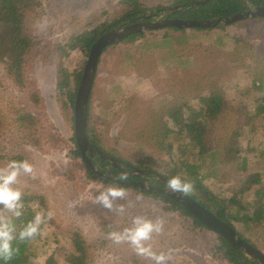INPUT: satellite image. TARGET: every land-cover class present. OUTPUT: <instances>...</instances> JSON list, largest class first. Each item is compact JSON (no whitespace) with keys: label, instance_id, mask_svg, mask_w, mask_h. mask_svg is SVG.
I'll return each mask as SVG.
<instances>
[{"label":"rangeland","instance_id":"1","mask_svg":"<svg viewBox=\"0 0 264 264\" xmlns=\"http://www.w3.org/2000/svg\"><path fill=\"white\" fill-rule=\"evenodd\" d=\"M39 1L38 11L25 22L37 43L25 60L24 86L14 83L4 60H0V165L16 155L30 159L38 175L36 179L22 178V189L43 194L55 210L54 218L33 243L32 264H45L50 255L57 264H66L75 230L90 244L89 264H153L149 258L137 255L127 242L116 244L108 236L110 230L130 226L134 215L163 220L162 231L153 234L149 243L154 251L168 255L166 264H227L211 255L217 242L211 230L192 229L185 219L165 210L160 201L126 187V199L116 202L124 205L123 214L92 201L96 186L108 184L87 178L82 161L72 157L73 126L55 90L57 62L61 60L72 71L83 60L84 65L87 55L73 50L61 57L56 45L72 34L111 22L124 6L121 0ZM139 1L149 8L147 12L158 5L170 6L169 0ZM163 32L146 34L155 40ZM150 47L146 49L141 41L117 43L100 54L92 86L90 124L101 145L130 161L145 155L166 160L161 151H154L137 138L141 128L159 119L172 126L160 110L178 105L185 117L187 111L198 108L199 96L217 90L222 97V112L208 124L207 137L211 145L220 146L221 152L212 160L205 159L201 171L209 175L204 184L213 193L228 197L238 179L248 173L258 172L264 183V118L252 116L256 100L264 98V18L203 30L177 50L171 46ZM31 90L39 93V103L30 100ZM20 108L29 110L41 128L58 133L63 141H48L41 132L37 144L24 140L17 121ZM235 133L238 150L230 152L233 158H228L222 146L235 138ZM251 198L247 195L240 201L246 206ZM236 226L264 253L261 225H252L246 231Z\"/></svg>","mask_w":264,"mask_h":264},{"label":"trees","instance_id":"2","mask_svg":"<svg viewBox=\"0 0 264 264\" xmlns=\"http://www.w3.org/2000/svg\"><path fill=\"white\" fill-rule=\"evenodd\" d=\"M194 1L195 0H169L170 6L178 4H185V6L171 14L160 13L156 15H162V17L167 18L203 20L230 16L236 12H242L246 10L248 6H253L255 4L264 6V0H208L200 5H192ZM121 3L124 6V10L113 18L111 22H102L89 29H84L79 33L70 35L64 43L57 44L56 50L58 55L63 57L67 56L73 50H78L83 56H86L91 44L98 35L112 27L130 22L132 18L146 13L149 9L139 0H121ZM40 6L41 2L39 0H0V30L2 31L0 37V60H4L5 69L17 86H24L25 60L37 43L36 38L28 33L25 22L30 14L38 11ZM160 7L161 6L158 5L154 8ZM155 16L149 18V20H153ZM263 18L264 17H256V19ZM246 19L248 18L236 20L228 25L238 24ZM214 28H223V25L209 28H176L169 26L162 28L164 32L161 35L155 36V40H151L149 35H152L156 30H147L144 33H132L107 45L103 48L102 52L117 43H132L136 41H141V44H145L146 49L151 48L150 45H153L158 48H168L171 46V48L175 47L174 49L177 50L180 49L179 46L183 45L184 47L187 40L195 36L196 33ZM167 31H176L180 33L173 34ZM146 33L150 34L147 35ZM216 41L218 44H222L218 38ZM83 62L78 69L72 71H69L61 60L56 64V99L65 117L72 123V126L74 97L81 77ZM91 94L92 87L87 103L85 134L87 140L94 148L119 160L126 170H130V168L134 166L141 169L155 170L163 175L165 179L172 175L181 176L189 181L192 186L191 191L186 194L198 201L216 217L229 224L239 237L253 245L237 228L236 224H239L245 231L249 230L252 225L257 224L264 228V183L261 180L260 174L258 172H252L238 179L231 191V195L228 197L213 193L203 182L204 178L209 175V173L201 171L205 159L209 157L212 160L221 152L219 149L220 146L218 147V144L214 146L211 145L210 139L207 137L208 124L214 122L222 112V97L217 90H213L207 95L199 96L200 105L197 109L192 108L187 111L185 117L183 116L182 107L178 105L166 106L160 110L161 116H166V118L171 121L172 126L166 125V122H162L159 119L147 123L141 128L137 138H139L140 141L147 142L154 151H161L167 157L166 160L145 155L134 161H130L120 154L105 149L101 145L94 127L90 124ZM29 97L34 103H39L41 100L39 93L35 90H31ZM252 116H261L264 118V98L261 97L256 100V106ZM17 121L23 139L29 143L37 144V134L40 132L48 141H63V138L58 133L41 128L38 123V118L25 108H20L17 111ZM43 130L45 131L43 132ZM234 135L236 136L237 134L235 133ZM236 138L237 136L235 138H229L226 145L222 146L224 147V155L228 158H233L230 152L235 153L238 150L236 147ZM70 140L73 144L71 148L72 157L79 158L82 161L86 169L87 178L101 181L104 184L114 182L98 176L91 170L82 160L73 134ZM12 158L20 159L22 157L16 155ZM90 159L95 168L105 175L117 179L121 176V173L114 168L110 162L101 159L99 155L95 154ZM128 179L143 181L153 186H162L159 180L150 174L139 176L130 175L126 180ZM122 186L132 189L136 194L149 196L156 201H160L165 210L185 219L192 229H208L182 205L175 202L170 197L138 187ZM23 191L26 194L24 197L26 212L21 220L29 218L34 208L49 207L43 194L26 190ZM247 195H251L252 198L246 201V206H244L240 198ZM19 222L20 221H18V223ZM213 233L217 242L211 249L212 257L224 261L227 264H259L255 259L245 256L232 247L222 236L215 232ZM72 236L73 250L66 256V264H89L91 259L90 244L77 230L73 232ZM38 238L39 236L30 241L18 242L16 244L18 250L12 259L8 261V264H32L35 258L33 243ZM45 264H57V260L53 255H50Z\"/></svg>","mask_w":264,"mask_h":264},{"label":"water","instance_id":"3","mask_svg":"<svg viewBox=\"0 0 264 264\" xmlns=\"http://www.w3.org/2000/svg\"><path fill=\"white\" fill-rule=\"evenodd\" d=\"M207 1L208 0H195L192 5H200ZM184 6L185 4H178L156 8L135 18H132L130 22L123 23L116 27L105 30L103 33L96 37L89 48L74 97L73 135L75 143L80 152L82 160L98 176L107 178L114 182H118L125 186L138 187L147 191L157 192L170 197L172 200L182 205L206 228L222 236L236 250L240 251L242 254L249 258L255 259L259 264H264V253L261 250L239 237L229 224L216 217L212 212H210L207 208H205L188 194L172 192L168 190L165 187L166 179L163 177V175L152 169H141L134 166H132L130 170H126L119 160L115 159L112 156H109L106 153H103L99 149L94 148L87 140L85 134L86 110L89 94L94 81L99 56L103 48L107 45L132 33H144L147 30H157L169 26L176 28H209L228 25L236 20L244 18L264 17V6L255 4L253 6H248V8L242 12H236L230 16H226L223 18L215 17L212 19L196 20L160 17L157 19L149 20V18L154 17L156 14H171L174 11L183 8ZM95 154L99 155L101 159L110 162L114 168H116L121 174L126 175V177L130 175L139 176L150 174L156 177L162 184V186H153L146 182L133 179L120 181L117 178L105 175L103 172L98 171L95 168L94 164L91 162L90 158Z\"/></svg>","mask_w":264,"mask_h":264},{"label":"clouds","instance_id":"4","mask_svg":"<svg viewBox=\"0 0 264 264\" xmlns=\"http://www.w3.org/2000/svg\"><path fill=\"white\" fill-rule=\"evenodd\" d=\"M37 175L35 164L28 158H12L0 165V264H8L18 250V242L30 241L42 235L44 226L55 216L54 209L42 207L34 208L29 218L21 220L26 212V194L21 179H36ZM119 179L125 181L127 177L121 174ZM96 187L97 191L92 198L94 203L110 211L115 209L121 214L125 212L124 205L116 203L125 200L127 196L122 184L112 182ZM165 187L172 192L186 194L192 186L181 176L172 175L166 179ZM162 228V219L153 220L143 215H134L130 226L110 230L108 236L116 244L127 242L137 255L149 258L153 264H166L168 255L154 251L149 243L153 234L160 233Z\"/></svg>","mask_w":264,"mask_h":264}]
</instances>
